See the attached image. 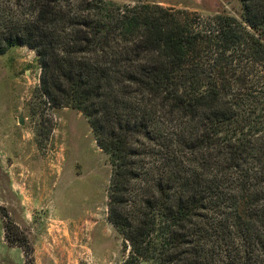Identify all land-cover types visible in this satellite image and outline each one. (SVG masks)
I'll return each mask as SVG.
<instances>
[{"label": "trees", "instance_id": "obj_1", "mask_svg": "<svg viewBox=\"0 0 264 264\" xmlns=\"http://www.w3.org/2000/svg\"><path fill=\"white\" fill-rule=\"evenodd\" d=\"M240 1L242 20L0 0V55L33 49L43 95L81 112L109 158L126 264H264V0ZM0 214L34 264L28 235Z\"/></svg>", "mask_w": 264, "mask_h": 264}, {"label": "rangeland", "instance_id": "obj_2", "mask_svg": "<svg viewBox=\"0 0 264 264\" xmlns=\"http://www.w3.org/2000/svg\"><path fill=\"white\" fill-rule=\"evenodd\" d=\"M108 1L243 19L240 0ZM40 75L28 46L0 55V208L28 235L34 264H126L129 248L108 220L109 158L81 112L52 106ZM5 224L0 214V264H27Z\"/></svg>", "mask_w": 264, "mask_h": 264}, {"label": "water", "instance_id": "obj_3", "mask_svg": "<svg viewBox=\"0 0 264 264\" xmlns=\"http://www.w3.org/2000/svg\"><path fill=\"white\" fill-rule=\"evenodd\" d=\"M23 123H24V120H23V119H21V120H20V124H23Z\"/></svg>", "mask_w": 264, "mask_h": 264}]
</instances>
